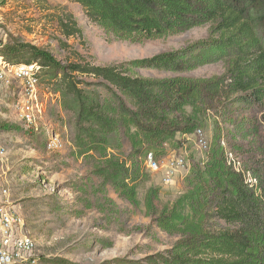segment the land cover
Listing matches in <instances>:
<instances>
[{
	"label": "trees",
	"instance_id": "16d2710c",
	"mask_svg": "<svg viewBox=\"0 0 264 264\" xmlns=\"http://www.w3.org/2000/svg\"><path fill=\"white\" fill-rule=\"evenodd\" d=\"M73 1L91 24L125 41L142 43L210 26V36L183 48L106 66L61 65L51 52L31 44L2 50L11 63L41 66V83L61 93L63 108L75 113V154L91 164L103 191L111 186L131 205H140L139 190L149 180L147 155L164 157L212 121L209 149L202 161L192 162L182 193L161 208L158 188L145 195L153 225L177 240L163 251L118 264H264V171L237 155L229 163L227 155L254 151L250 159L264 166L254 146L262 126L245 114L264 106V0ZM75 26H67L70 34ZM217 62L225 66L220 76L180 75ZM139 70L177 75L143 76Z\"/></svg>",
	"mask_w": 264,
	"mask_h": 264
},
{
	"label": "rangeland",
	"instance_id": "374dc122",
	"mask_svg": "<svg viewBox=\"0 0 264 264\" xmlns=\"http://www.w3.org/2000/svg\"><path fill=\"white\" fill-rule=\"evenodd\" d=\"M71 23H76L73 34L67 27ZM208 36L210 26L205 25L142 43L120 40L91 24L82 7L73 0H3L0 8V56L13 43L31 44L51 52L61 65L106 66L152 57ZM224 71V63L217 62L180 75L209 78ZM139 74L177 75L154 70H139ZM80 78L94 81L87 76ZM17 93L18 83L0 79V182L9 189L8 202L13 211L23 219L22 233L36 243L31 255L36 264H118L163 251L177 240L153 225L144 200L150 188H158L157 204L161 208L182 193L192 162L202 161L206 156L196 135L184 136L179 148L168 149L164 157L157 158L158 171L147 169L149 180L139 190L140 205L134 206L111 186L103 191L91 164L75 154V113L63 108L65 98L61 93L46 83L41 84L44 115L38 130L27 127L15 107ZM245 114L262 126L254 146L264 150V106L254 107ZM226 127L233 129L231 125ZM201 129L210 146L212 121H207ZM48 133L60 135L64 142L62 150H48ZM244 143L250 150L251 144ZM260 149L256 153L264 159ZM253 153L233 155L264 171L263 162L250 159ZM179 156L187 160L188 170H182L171 185L163 184L164 163Z\"/></svg>",
	"mask_w": 264,
	"mask_h": 264
},
{
	"label": "built area",
	"instance_id": "2783aa9c",
	"mask_svg": "<svg viewBox=\"0 0 264 264\" xmlns=\"http://www.w3.org/2000/svg\"><path fill=\"white\" fill-rule=\"evenodd\" d=\"M2 2L3 0H0V8ZM0 79L18 83L15 107L26 126L38 130L44 115L43 104L40 102L41 66L38 63H11L0 56ZM194 135L197 136L199 146L206 153L209 143L203 130L198 128ZM46 147L51 151L62 150L64 142L59 134L48 133ZM227 155L229 163L236 162L232 152L228 151ZM145 166L151 171L160 169L152 152L147 155ZM163 167L162 182L171 185L182 170H188V163L183 156H179L168 158ZM9 195V189L0 182V264H36V259L31 256L36 249V243L34 239L22 233L23 219L13 211L8 202Z\"/></svg>",
	"mask_w": 264,
	"mask_h": 264
}]
</instances>
